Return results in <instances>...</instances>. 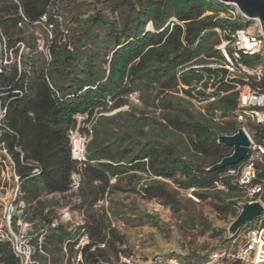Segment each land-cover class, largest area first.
Returning <instances> with one entry per match:
<instances>
[{"label": "trees", "instance_id": "16d2710c", "mask_svg": "<svg viewBox=\"0 0 264 264\" xmlns=\"http://www.w3.org/2000/svg\"><path fill=\"white\" fill-rule=\"evenodd\" d=\"M228 13L215 0H0V27L14 56L0 70V107L13 132L3 136L20 182L9 225L18 232L19 219L29 224L30 264H74L82 232L89 238L84 260L105 264L99 245L108 237L106 244L114 250V230L106 211L95 217L93 207L131 171L155 178L142 192L164 197V205L177 202L161 179L193 190L198 198L214 192L212 183L225 168H208L232 153L217 144V137L239 128L234 118L238 92L218 80L220 70L207 67L218 59L217 30L245 28L237 18L220 17ZM36 30L43 34L49 59L38 50ZM213 76L214 94L225 95L207 104L206 113H195L183 99L170 96L179 86L192 87L204 78L207 86ZM194 90L183 92L191 97ZM134 93L147 107L160 109L164 123L137 118L129 102ZM195 95L206 99L202 91ZM114 110L119 111L105 115ZM76 115H84L86 122L95 118L81 167L70 152ZM258 129L250 126L252 132ZM34 169L40 173L33 175ZM73 174L81 181L76 192L71 190ZM224 183L226 191H215L221 202L217 207L235 218L240 190L230 180ZM64 208L85 212L84 224L63 220ZM0 264H22L10 240H0Z\"/></svg>", "mask_w": 264, "mask_h": 264}, {"label": "built area", "instance_id": "2783aa9c", "mask_svg": "<svg viewBox=\"0 0 264 264\" xmlns=\"http://www.w3.org/2000/svg\"><path fill=\"white\" fill-rule=\"evenodd\" d=\"M15 1L17 2V0ZM227 8L229 13L227 15L221 14L220 17L237 18L247 23L239 17L240 11L237 5L233 4ZM41 21L45 22L46 16H43ZM248 24L253 27L252 31H249L248 27L236 29L232 33L217 30L220 38L219 44L215 46L218 59L216 62L207 65L211 69L220 70L218 80L233 84L234 90L238 92V104L234 112V118L250 142L247 158L235 166L226 167L215 178L211 188L214 191H226L225 180H230L235 184L242 194L237 203L238 213L240 211L239 205L246 202H258L264 210V33L261 21L258 18H254ZM48 34L51 37L50 31H48ZM22 49L23 46L20 47V51ZM38 50L43 51L46 59H49L43 44L40 45L39 43ZM13 60V53L6 47V39L0 27V70L1 67L10 64ZM16 61L18 62V58H16ZM18 68H20L19 62ZM204 81H207L206 78L192 87L184 85L178 87V89L183 88V90L195 88L194 91H191V97L185 95L196 107L203 109L201 112H204V107L207 104L225 95L223 91L219 92V96L214 94L217 88V86L215 88L213 86L216 82L214 76L209 79L207 86H203ZM197 91L204 92L206 99L196 96L195 92ZM5 114V108L0 107V157H2L3 163H7L10 167V176L15 184L11 201L6 208L9 223L11 215L17 210L16 202L20 194V182L15 171L13 157L3 136L4 133L13 134L4 124ZM75 120L76 125L70 132V152L72 159L81 167L87 162L86 148L92 138V126L95 123V118L86 122L84 115H76ZM251 125H256L259 129L252 132L250 130ZM14 150L18 151V148H14ZM20 159L22 162V155ZM39 173V169L33 170V175ZM114 183L115 179L110 178L109 185ZM80 186L79 175L73 174L71 177V190L76 192ZM97 203L106 210L107 192ZM22 207L23 205H19V208ZM61 217L63 220L72 221L69 211L65 208L61 210ZM21 222L22 220L19 219L18 224H21ZM55 224V222L52 223V227ZM236 240L238 242L235 243ZM230 243L232 244L220 250L210 251L200 261L180 262L174 256L156 254L147 260V264H264V211L261 217L246 224ZM88 244L89 238L86 233L82 232L75 246L74 264H88L83 257V249ZM99 247H104V244L99 245ZM94 249L95 247H91L90 251H94ZM17 251L19 252V250ZM105 264H111V262L107 261ZM117 264L137 263L130 255L120 254Z\"/></svg>", "mask_w": 264, "mask_h": 264}, {"label": "rangeland", "instance_id": "374dc122", "mask_svg": "<svg viewBox=\"0 0 264 264\" xmlns=\"http://www.w3.org/2000/svg\"><path fill=\"white\" fill-rule=\"evenodd\" d=\"M243 27H248L249 31L253 30L248 23H243ZM35 34L37 46L40 43L44 48L42 32L36 30ZM182 90L183 88H179L172 91L171 98L183 99L191 111L201 112L203 109L190 102ZM129 102L135 108L137 118L164 123L162 119L164 113L158 108L147 107L138 99L137 93L129 97ZM121 109L127 110L128 107L124 106ZM117 111L119 110L108 111L105 115L110 116ZM202 113H206L205 107ZM10 172V167L3 163L0 157V240H10L15 252L22 257V264H30L32 247L26 236L29 224L23 221L21 224L17 223L18 232H14L7 221L6 208L15 188ZM120 179L119 188L111 189L107 194L106 210L98 203L93 207L95 217L101 214V210L106 211L109 229L114 230V239L111 241L115 249H109V244H106L108 237L102 243L104 247H100L111 264L118 263L120 253L130 255L137 264H147V260L156 254L174 256L180 262L200 261L210 251L220 250L232 244L230 242L235 236L230 239L227 230L235 218L230 214L225 215L218 209L217 206L221 205V202L217 199L215 191L202 192L203 197L198 198L193 194V190H180L171 181L161 179V182L167 184V190L173 194L170 196L177 202V206L164 205L163 202L166 200L164 197L149 198L142 192L147 183L155 180L148 173L131 171L127 175H122ZM241 195L239 192V197ZM239 200L240 198L237 202ZM69 213L74 224L80 226L84 224L85 212L69 210Z\"/></svg>", "mask_w": 264, "mask_h": 264}, {"label": "water", "instance_id": "95a60500", "mask_svg": "<svg viewBox=\"0 0 264 264\" xmlns=\"http://www.w3.org/2000/svg\"><path fill=\"white\" fill-rule=\"evenodd\" d=\"M220 5L229 7L233 4L237 5L240 15L239 17L247 23L254 18L261 21L262 30L264 33V0H215ZM148 31L152 30L151 24H148ZM217 144L220 146L229 147L232 153L222 158L218 163L208 168V171L215 172L223 170L229 166H235L247 158L249 155L250 142L241 128L232 135H219ZM240 211L235 219L228 227L229 238H233L246 224L254 221L263 215V208L258 202H246L239 205Z\"/></svg>", "mask_w": 264, "mask_h": 264}]
</instances>
